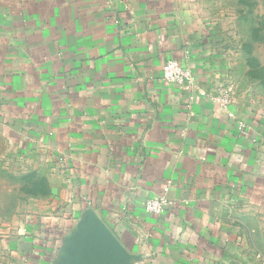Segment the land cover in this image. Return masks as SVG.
<instances>
[{
  "label": "crops",
  "instance_id": "obj_1",
  "mask_svg": "<svg viewBox=\"0 0 264 264\" xmlns=\"http://www.w3.org/2000/svg\"><path fill=\"white\" fill-rule=\"evenodd\" d=\"M222 3L0 0L2 162L41 184L7 264H74L95 219L121 250L100 264H264V88L235 75Z\"/></svg>",
  "mask_w": 264,
  "mask_h": 264
},
{
  "label": "rangeland",
  "instance_id": "obj_2",
  "mask_svg": "<svg viewBox=\"0 0 264 264\" xmlns=\"http://www.w3.org/2000/svg\"><path fill=\"white\" fill-rule=\"evenodd\" d=\"M220 1L223 2L218 6L220 16H229L221 22L231 34L229 50L237 62L235 75L249 77L253 80L251 83L264 88V0ZM9 155L14 159L6 164L2 162L6 158L0 152V264H7L8 236L18 230V224H23L26 219L30 221L35 214L32 193L36 186L41 185L33 179V165L20 163L17 154ZM38 206L40 204L37 203L35 208ZM253 248L258 250L257 245ZM245 252L247 257L249 251ZM258 253L252 254L256 261L262 260ZM246 260L237 258L235 264H255Z\"/></svg>",
  "mask_w": 264,
  "mask_h": 264
},
{
  "label": "water",
  "instance_id": "obj_3",
  "mask_svg": "<svg viewBox=\"0 0 264 264\" xmlns=\"http://www.w3.org/2000/svg\"><path fill=\"white\" fill-rule=\"evenodd\" d=\"M81 239L74 264H100L103 260H115L121 254L117 241L103 223L95 219Z\"/></svg>",
  "mask_w": 264,
  "mask_h": 264
},
{
  "label": "built area",
  "instance_id": "obj_4",
  "mask_svg": "<svg viewBox=\"0 0 264 264\" xmlns=\"http://www.w3.org/2000/svg\"><path fill=\"white\" fill-rule=\"evenodd\" d=\"M162 80L169 84L178 85L181 87H191L193 76L191 71L183 67L178 61L174 59L167 60L162 66ZM205 94V92H201ZM228 90H224L215 97L223 106H227L229 103L228 99ZM230 116H233L232 113H229ZM168 190V186L165 185L162 188V193L157 197H150L145 200L144 209L148 213L158 215L164 211L167 206V201L164 197V193Z\"/></svg>",
  "mask_w": 264,
  "mask_h": 264
}]
</instances>
